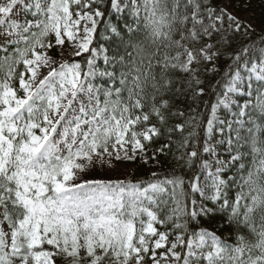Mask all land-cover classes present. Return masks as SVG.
<instances>
[{
  "label": "snow or ice",
  "instance_id": "6c2138e0",
  "mask_svg": "<svg viewBox=\"0 0 264 264\" xmlns=\"http://www.w3.org/2000/svg\"><path fill=\"white\" fill-rule=\"evenodd\" d=\"M250 3L0 0V264H264Z\"/></svg>",
  "mask_w": 264,
  "mask_h": 264
},
{
  "label": "trees",
  "instance_id": "16d2710c",
  "mask_svg": "<svg viewBox=\"0 0 264 264\" xmlns=\"http://www.w3.org/2000/svg\"><path fill=\"white\" fill-rule=\"evenodd\" d=\"M237 11L239 15H241L244 18H246V16H249L257 25H259L261 22H264V0H251L250 6L247 9L240 7L237 9ZM4 55L5 53L3 51H0V57H3ZM214 100L215 97L206 95L200 98L195 103H193L191 100H188L185 104L181 106L187 109L188 105L191 104L193 108H196L197 112L204 113L205 115H207L205 102L211 103L214 102ZM160 159L162 161V167H153L151 165H144L139 160L129 162L135 164V171L133 173L132 180L133 181L148 180L149 178H151V173L153 171L159 173H167L173 167H176L177 173L181 174L180 167L172 159L171 155H169L167 158L161 157Z\"/></svg>",
  "mask_w": 264,
  "mask_h": 264
},
{
  "label": "rangeland",
  "instance_id": "374dc122",
  "mask_svg": "<svg viewBox=\"0 0 264 264\" xmlns=\"http://www.w3.org/2000/svg\"><path fill=\"white\" fill-rule=\"evenodd\" d=\"M250 18L246 16V19ZM131 161L120 162L117 165L115 172L106 173L102 170H96L92 173L85 174L84 179H131L133 178V173L135 171V164L129 163ZM152 165V162H149Z\"/></svg>",
  "mask_w": 264,
  "mask_h": 264
}]
</instances>
